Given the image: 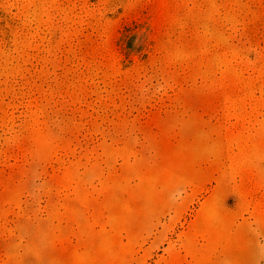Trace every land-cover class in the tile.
<instances>
[{
    "label": "rangeland",
    "instance_id": "rangeland-1",
    "mask_svg": "<svg viewBox=\"0 0 264 264\" xmlns=\"http://www.w3.org/2000/svg\"><path fill=\"white\" fill-rule=\"evenodd\" d=\"M0 264H264V0H0Z\"/></svg>",
    "mask_w": 264,
    "mask_h": 264
}]
</instances>
